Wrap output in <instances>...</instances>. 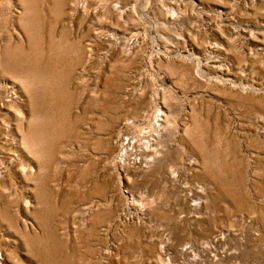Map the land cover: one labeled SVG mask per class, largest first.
Segmentation results:
<instances>
[{
	"label": "rangeland",
	"instance_id": "obj_1",
	"mask_svg": "<svg viewBox=\"0 0 264 264\" xmlns=\"http://www.w3.org/2000/svg\"><path fill=\"white\" fill-rule=\"evenodd\" d=\"M0 264H264V0H0Z\"/></svg>",
	"mask_w": 264,
	"mask_h": 264
},
{
	"label": "bare ground",
	"instance_id": "obj_2",
	"mask_svg": "<svg viewBox=\"0 0 264 264\" xmlns=\"http://www.w3.org/2000/svg\"><path fill=\"white\" fill-rule=\"evenodd\" d=\"M161 115V114H160ZM160 120H162L161 118H160V116H158V118H157V121L159 122ZM158 122H157V124H158ZM129 138V137H128ZM130 141V140H129ZM129 141H128V143H129ZM131 142V141H130ZM127 142H125V144H126ZM124 144V145H125ZM130 144V143H129ZM128 145V144H127ZM126 145V146H127ZM131 145H132V143H131ZM130 146V145H129ZM129 146H127V147H129ZM136 147V146H135ZM125 148V147H124ZM125 150V149H124ZM127 150V149H126ZM125 153L123 152L121 155L123 156ZM125 156H126V154H125ZM122 158V157H121ZM123 158H125V157H123ZM124 160V159H123Z\"/></svg>",
	"mask_w": 264,
	"mask_h": 264
}]
</instances>
